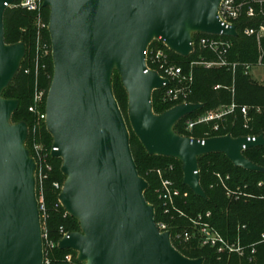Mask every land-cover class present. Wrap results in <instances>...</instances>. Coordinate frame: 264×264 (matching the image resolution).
Listing matches in <instances>:
<instances>
[{"label": "water", "instance_id": "1", "mask_svg": "<svg viewBox=\"0 0 264 264\" xmlns=\"http://www.w3.org/2000/svg\"><path fill=\"white\" fill-rule=\"evenodd\" d=\"M222 1L45 0L54 65L46 129L66 177L59 200L80 225L59 248L76 252L79 263L204 264L182 255L171 233L159 231L155 207L145 197L149 183L138 171L114 94L115 73L128 94L134 134L150 156L179 161L183 184L196 196L207 198L199 174L204 156L223 154L237 168L264 173L244 155V148L264 147L263 134L192 141L175 128L203 104L153 110L154 93L169 81L148 70L150 46L160 41L189 58L196 34L239 37L237 26L228 28L219 19ZM12 3L0 0V264H45L30 129L12 122L20 101L4 97L27 55L24 43L5 41L6 4Z\"/></svg>", "mask_w": 264, "mask_h": 264}, {"label": "trees", "instance_id": "2", "mask_svg": "<svg viewBox=\"0 0 264 264\" xmlns=\"http://www.w3.org/2000/svg\"><path fill=\"white\" fill-rule=\"evenodd\" d=\"M43 22L46 25L49 24V10L47 8L43 9ZM4 24L6 43L15 45L22 42L27 47V55L21 70L5 91L4 97L20 101V108L14 114L12 121L15 124L26 122L29 125L30 135L27 148L34 155V138L49 150L53 146V138L44 123L37 126L36 133H34L36 117L29 112V108L33 105L36 89L45 91V100L48 97L54 76L52 55L46 56L40 53L39 62L37 63L39 29L34 13L23 9H7ZM262 25H264V18L249 19L243 17L237 23L239 37H224L233 44L228 60L231 63L238 64L235 73L227 68L207 69L203 66L191 68L193 63L201 60H216V55L212 51L203 50L199 47V41L202 37L216 38L214 36L194 35L195 51L189 58H183L175 54L160 41L152 43L151 50H163L168 55L169 62L182 67L186 73L192 70L194 87L189 102L205 106L203 110L186 117L177 124L175 130L179 135L191 136L200 140L227 135L234 138L264 135V85L258 83L252 74H246L244 71L246 65L256 68L261 56H263L264 63V37L247 36L244 33L246 28L259 31ZM41 34L43 42L49 47L52 46L49 31L45 29ZM151 67L157 69L156 66ZM113 84L115 86V97L129 122L127 103L123 104L127 100V93L118 73H115L113 77ZM217 87L221 88L218 89ZM161 93L162 91H156L153 95V110L156 114H162L176 105L164 103L160 97ZM233 101L240 106H247L251 109L248 128L245 127L246 121L243 115L238 112L236 117H229L225 124H221L218 132L214 131V123L198 125L191 134L185 131L187 120L196 119L198 116L216 110L221 106L230 105ZM131 150L141 177L149 183V189L145 193V197L155 207L157 223L170 224L172 233L180 232L181 228L177 226L178 223L184 225L186 230L193 231L190 219L211 213V218L208 221L226 239L235 241L240 237L244 245H251L260 241L262 234H264V173L237 168L223 154L204 156L199 160L200 181L207 196L206 199H203L184 186L182 164L179 161L150 156L133 130H131ZM244 155L254 164L264 167V147L248 149L244 152ZM51 163L54 171L45 185L46 203L49 212L47 231L49 239L57 243L62 238V228L70 234L79 232L80 225L67 214L64 208L56 207L59 191L55 190L54 183L64 184L65 176L61 171L62 161L60 159L52 158ZM170 165L175 167L172 177L177 188L182 192V197L176 201L177 209L184 213L185 217H180L175 211L170 215H165L163 202L159 198L161 183L157 170H164ZM218 175L223 178L230 177L229 180H226L225 185L229 190L240 193L239 199L227 196V190L220 182ZM174 246L185 257L203 259L204 264H264V244L257 247V253L252 261L248 257L240 258L237 255L223 256L219 259L216 249L200 246L198 235L193 237L190 242L174 243ZM70 254H73L75 262L79 263L76 252L55 248L49 254V264H68L66 257Z\"/></svg>", "mask_w": 264, "mask_h": 264}, {"label": "built area", "instance_id": "3", "mask_svg": "<svg viewBox=\"0 0 264 264\" xmlns=\"http://www.w3.org/2000/svg\"><path fill=\"white\" fill-rule=\"evenodd\" d=\"M45 0H14L12 4H6L7 9H23L28 12L34 13L36 16V24L39 29L37 36V63L39 62L40 53L43 55H52V46H48L43 42V37L41 32L45 29H49V24L46 25L43 22V9ZM246 17L249 19L264 18V0H223L219 8V19L223 25L228 28L232 26H237V23L241 18ZM238 28V27H237ZM245 35L254 36L257 35L259 38L264 37V25L261 26L260 30L246 28L244 30ZM216 38L202 37L199 41V47L203 50H210L216 55V60L205 61L193 63L191 68L195 66H203L207 69L213 68H227L235 73L238 64L231 63L228 60L229 53L233 47L231 41L224 39V35L214 36ZM194 44V42H193ZM195 51V45H194ZM147 66L149 71H156L160 74L163 79L169 81V84H165L162 90L163 102L169 104L183 105L188 104L189 99L193 95L194 78L192 70L186 73L184 69L180 66L174 65L169 62L168 55L163 50H151V46L147 52ZM151 66H156L157 69H153ZM263 56H261L258 66L256 68H263ZM251 65H246L244 71L246 74H252L253 70L256 69ZM220 89L221 87H217ZM46 93L43 90L36 89L34 94L33 105L29 108V112L36 117V124L34 126V133H36L37 126L41 124L46 125ZM174 106V107H175ZM250 108L247 106H240L235 101L230 105H224L216 110L209 111L203 115L198 116L196 119H189L185 123V131L189 134L193 130L202 124L214 123V131H220V125L225 124L229 117H236L238 112H241L245 121L246 128H248V122L250 121L249 112ZM190 138L192 141L195 140L194 137L184 136ZM255 138V137H247ZM200 140V139H197ZM206 139H202L205 141ZM248 149L244 148V152ZM57 151L54 146L49 150L43 144L37 142L36 138L33 139V159L36 163V180H37V198L38 207L40 213V220L43 231V241H44V256L45 264H49V254L55 249L59 248V243L69 235L64 229H61L62 238L59 242L55 243L49 239L47 231V221L49 219V212L46 203L45 195V185L46 182L50 180L51 175L54 171V167L51 163L53 157V152ZM175 171L174 165L168 166L166 169L157 170V175L160 179L161 188L159 190V198L163 202L164 214L170 215L173 211L177 212L180 217H185V214L177 209L176 201L178 198L182 197V192L177 188L176 182L172 177ZM218 178L222 185L225 186L227 190L228 197L240 198V193L233 192L226 187V180L230 177L223 178L218 175ZM55 190L59 191V196L63 190V185L60 183H54ZM57 208H64L58 197ZM68 214V213H67ZM211 218V213L206 216L199 215L198 217L191 218L190 222L192 224L191 230L172 233L170 226L166 223H157L159 231L161 233L170 232L171 242L174 243H187L192 240L193 237L199 236L201 247H210L217 250L219 259L223 256L231 257L237 255L240 258L248 257L250 261L257 253V247L264 244V234H262L261 239L258 243L251 245H244L241 238L238 237L235 241H230L223 237L217 230H215L211 223L208 221ZM66 262L68 264H81L76 263L73 256L70 254L66 257Z\"/></svg>", "mask_w": 264, "mask_h": 264}, {"label": "rangeland", "instance_id": "4", "mask_svg": "<svg viewBox=\"0 0 264 264\" xmlns=\"http://www.w3.org/2000/svg\"><path fill=\"white\" fill-rule=\"evenodd\" d=\"M252 74L254 75V78L256 79V81L258 82V83H260V84H262V85H264V67L263 68H257V69H254L253 70V72H252ZM115 88V86H114V84H113V89ZM127 93V92H126ZM160 97H161V99L163 98V94L161 93L160 94ZM123 101H124V98H123ZM124 103H127V112H128V94H127V100H126V102H123V104ZM122 112H123V110H122ZM125 116V115H124ZM125 119H126V117H125ZM13 122V121H12ZM126 122H127V125H128V128H129V131H130V133H131V125H130V123L128 122V119H126ZM65 180H66V177H65ZM64 183H65V181H64ZM63 186H64V184H62ZM173 224V223H172ZM168 225V224H167ZM170 225V224H169ZM168 225V226H169ZM179 228H181V230H180V233H182V231H186V227L184 226V225H179V223H178V225H177ZM72 256H73V258H75V256L73 255V254H71ZM77 259H78V254H77Z\"/></svg>", "mask_w": 264, "mask_h": 264}, {"label": "crops", "instance_id": "5", "mask_svg": "<svg viewBox=\"0 0 264 264\" xmlns=\"http://www.w3.org/2000/svg\"><path fill=\"white\" fill-rule=\"evenodd\" d=\"M257 69V68H256ZM253 75V74H252ZM254 76V75H253ZM255 79V78H254ZM256 80V79H255Z\"/></svg>", "mask_w": 264, "mask_h": 264}]
</instances>
